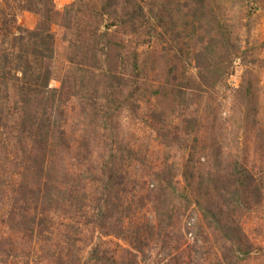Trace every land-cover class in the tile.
<instances>
[{
    "label": "rangeland",
    "instance_id": "1",
    "mask_svg": "<svg viewBox=\"0 0 264 264\" xmlns=\"http://www.w3.org/2000/svg\"><path fill=\"white\" fill-rule=\"evenodd\" d=\"M0 264H264V0H0Z\"/></svg>",
    "mask_w": 264,
    "mask_h": 264
}]
</instances>
